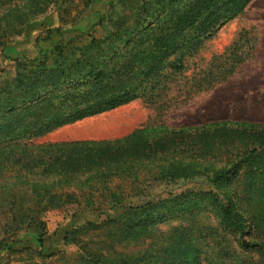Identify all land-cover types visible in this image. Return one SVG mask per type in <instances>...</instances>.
Masks as SVG:
<instances>
[{"label":"trees","instance_id":"obj_1","mask_svg":"<svg viewBox=\"0 0 264 264\" xmlns=\"http://www.w3.org/2000/svg\"><path fill=\"white\" fill-rule=\"evenodd\" d=\"M97 1L0 0V49L51 8L59 23L36 37L38 57L16 58L14 77L0 82V257L32 245L52 256L58 235L78 248L72 264H264L263 123L22 143L141 96L154 100L250 0H109L87 30L64 29ZM100 27L106 33L97 37ZM150 182L179 183L183 192L132 205ZM71 204L112 216L47 236L42 214ZM173 221L180 224L160 230Z\"/></svg>","mask_w":264,"mask_h":264},{"label":"rangeland","instance_id":"obj_2","mask_svg":"<svg viewBox=\"0 0 264 264\" xmlns=\"http://www.w3.org/2000/svg\"><path fill=\"white\" fill-rule=\"evenodd\" d=\"M109 0H98L74 26H64L68 30H87L97 21L98 14L105 10ZM33 29L14 38L7 47L0 49V82L15 75L16 58L36 59L38 47L36 37L46 36L48 30L59 26L54 8L33 23ZM106 31L100 27L95 36ZM74 33H65L68 38ZM50 48V42L40 44ZM167 87L154 100L138 97L127 104L88 117L72 124L64 125L41 137L24 140L33 146L120 140L134 131L145 130V134L161 128L198 126L218 121H246L264 124V0H250L242 12L219 28L202 48L187 58L184 70L170 75ZM161 96V97H160ZM142 179L144 175L139 174ZM122 189H132L128 182ZM143 194L130 201L134 206L147 200L179 195L181 184L147 183L141 185ZM67 205L64 209H49L41 219L47 236L53 237L65 226L73 228L85 222H96L112 216L111 212L101 214ZM184 221L181 225H185ZM209 222L214 221L209 217ZM187 223V222H186ZM179 221L169 222L160 227L169 232L179 225ZM72 229V228H70ZM101 239V237H99ZM95 240V237H93ZM52 256L38 255L35 246L14 254H3L0 264H72L79 254L74 244L63 245L60 236L50 244ZM205 264V263H203Z\"/></svg>","mask_w":264,"mask_h":264}]
</instances>
